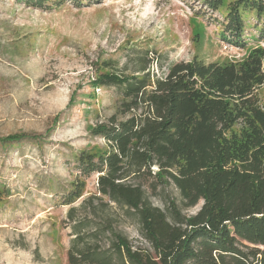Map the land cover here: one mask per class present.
I'll use <instances>...</instances> for the list:
<instances>
[{
  "label": "rangeland",
  "instance_id": "rangeland-1",
  "mask_svg": "<svg viewBox=\"0 0 264 264\" xmlns=\"http://www.w3.org/2000/svg\"><path fill=\"white\" fill-rule=\"evenodd\" d=\"M35 2L0 0V139L31 138L0 142V264H67L75 237L71 208L77 221H91L84 233L109 224L132 245L146 246L136 222L118 206L103 198L109 207L101 211L94 198L93 215L85 203L100 197L98 175L81 177L76 160L81 152L106 149L91 130L122 101L115 87L98 86L96 79L141 75L135 72L145 67L153 81L192 60L241 63L264 49V19L238 10V46L224 29L235 0L217 1L216 8L209 0H43L42 8ZM257 95L263 103L264 85ZM79 181L81 197L67 204ZM147 194L161 210L169 198L180 204L173 186ZM201 205L182 211L191 215Z\"/></svg>",
  "mask_w": 264,
  "mask_h": 264
},
{
  "label": "trees",
  "instance_id": "trees-1",
  "mask_svg": "<svg viewBox=\"0 0 264 264\" xmlns=\"http://www.w3.org/2000/svg\"><path fill=\"white\" fill-rule=\"evenodd\" d=\"M42 1L36 0L38 8ZM217 1L209 5L216 8ZM240 8L264 19L263 0H235L224 26L231 42L243 32ZM144 71L96 79L98 86L115 87L122 101L91 130L106 149L81 152L76 162L81 177L98 175L100 197L85 202L92 214L94 198L101 211L109 207L106 198L136 222L146 246L132 245L109 224L84 233L91 221H77L71 208L75 237L67 264H264V102L257 95L264 49L224 66L175 63L153 81ZM25 138L31 139L13 135L0 142ZM169 186L180 204L169 198L165 210L152 205L147 190ZM83 187L84 181L74 183L66 203L81 197ZM200 201L197 212L183 213Z\"/></svg>",
  "mask_w": 264,
  "mask_h": 264
}]
</instances>
